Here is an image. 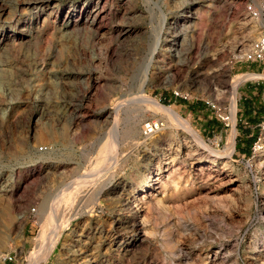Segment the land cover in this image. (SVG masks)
I'll return each instance as SVG.
<instances>
[{"label":"rangeland","instance_id":"1","mask_svg":"<svg viewBox=\"0 0 264 264\" xmlns=\"http://www.w3.org/2000/svg\"><path fill=\"white\" fill-rule=\"evenodd\" d=\"M0 6L7 264H264V117L249 153L236 139L264 64L235 60L264 35V0ZM247 74L258 77L240 84L233 120ZM149 174L155 189L141 194Z\"/></svg>","mask_w":264,"mask_h":264},{"label":"crops","instance_id":"2","mask_svg":"<svg viewBox=\"0 0 264 264\" xmlns=\"http://www.w3.org/2000/svg\"><path fill=\"white\" fill-rule=\"evenodd\" d=\"M263 90L261 83H256L246 89L241 123L239 124L241 132L236 137V139L238 138V144L240 143L239 150L244 155L250 152L251 145L255 141L263 121L264 105L260 99Z\"/></svg>","mask_w":264,"mask_h":264},{"label":"bare ground","instance_id":"3","mask_svg":"<svg viewBox=\"0 0 264 264\" xmlns=\"http://www.w3.org/2000/svg\"><path fill=\"white\" fill-rule=\"evenodd\" d=\"M103 1V0H102ZM4 3V2H3ZM9 4H10V2H8ZM41 3V2H40ZM99 3V2H98ZM4 5H5V3H4ZM3 5V6H4ZM34 5V4H33ZM40 5V4H39ZM102 5V4H101ZM6 6V5H5ZM9 6V5H8ZM95 6V5H94ZM16 7V6H15ZM20 7V6H19ZM22 7V6H21ZM41 7V6H40ZM11 8H12V6H11ZM90 9V8H89ZM100 9V8H99ZM5 10L6 9H4V8H2L1 6H0V12L1 13H3L4 14V12H5ZM101 10V9H100ZM17 11V10H16ZM91 11V10H90ZM96 13H98V12H96ZM8 14V13H7ZM7 14H6V16H7ZM17 14V13H16ZM90 14V13H89ZM93 14V13H92ZM104 14V13H103ZM5 16V15H4ZM94 16V15H93ZM2 17V16H1ZM8 17V16H7ZM85 17V16H84ZM87 18V17H86ZM93 18V17H92ZM1 19H4L3 17L1 18ZM90 19V18H89ZM79 20V19H78ZM246 20V19H245ZM93 21V20H92ZM91 21V22H92ZM73 22V21H72ZM249 22V21H248ZM98 23V22H97ZM252 23V22H251ZM88 24V23H87ZM101 24V23H100ZM86 25V24H85ZM249 27V30L251 31V32H254V31H256L255 30V27H253V26H250V25H248ZM77 27V26H76ZM126 28V27H125ZM128 29H129V27H128ZM125 30V29H124ZM248 31V30H247ZM4 33V32H3ZM127 33H129L128 31H126L124 34H127ZM10 34V33H9ZM121 35V34H120ZM2 37V36H1ZM124 37V36H123ZM126 37V36H125ZM129 37V36H128ZM21 38V37H20ZM25 39V38H24ZM15 40V39H14ZM246 42V41H245ZM173 43V42H172ZM158 45V44H157ZM171 48V47H170ZM158 49H159V47L157 46L156 47V49L154 50L155 51V53L156 52H159L158 51ZM174 51V50H173ZM171 52V51H170ZM173 54V53H172ZM148 72L149 71H144V81L142 82L143 83V85L145 84V82H146V80H147V74H148ZM258 76H255V75H252V74H247V75H245V77H243V78H241V77H238L237 78V80H236V82H235V84H234V86H233V90H234V92H233V95H234V97H233V101H232V118H233V120H235L234 118H235V113H236V111H237V98H238V96H239V86H240V84L241 83H243L244 81H246V80H248V79H254V78H257ZM142 97H144V99L147 101H149V100H151V98L148 96V95H146L145 94V89H143L142 90V95H141ZM157 104V103H156ZM158 106H160L159 104H158ZM121 107V106H120ZM120 107H116V113L118 112V111H120L121 110V108ZM115 113V115H117ZM117 117V116H116ZM118 120V119H117ZM116 120V121H117ZM154 125H156V124H154ZM137 126V125H136ZM157 126V125H156ZM113 127V126H112ZM135 127V126H134ZM133 127V128H134ZM158 127V126H157ZM138 127H136V129H137ZM183 128V127H182ZM187 128V130L188 131H191L192 133H193V135L202 143L203 141H202V137H201V134L198 132V131H196L195 129L194 130H190L188 127H186ZM115 130V129H114ZM134 130V129H133ZM132 131V130H131ZM139 131V130H138ZM152 131V130H151ZM117 133H118V131H117ZM58 134V133H57ZM134 134V133H133ZM236 136V133L235 132H233V138H232V140H231V142H230V144H229V150H230V153H232L234 150H235V147H236V142H235V140H234V137ZM118 137V136H117ZM113 142V141H112ZM204 143V142H203ZM115 144V143H114ZM116 145V144H115ZM203 146V145H202ZM208 147V146H207ZM206 147V148H207ZM204 148H205V146H204ZM211 151V150H210ZM165 154V153H164ZM114 155V154H113ZM215 155V154H214ZM263 155V154H262ZM262 159V158H261ZM127 160V159H126ZM121 162V161H120ZM117 163V162H116ZM260 163H262V161L260 162ZM118 164H120V163H118ZM204 164V163H203ZM263 164V163H262ZM208 165V164H207ZM220 167V166H219ZM148 168V167H147ZM222 168V167H221ZM226 168V167H225ZM136 169V168H135ZM140 169V168H139ZM160 169V168H159ZM168 169V168H167ZM175 169V168H174ZM203 169V168H202ZM223 169V168H222ZM137 170V169H136ZM158 170V169H157ZM165 170V169H164ZM207 170V169H206ZM210 170V169H209ZM138 171V170H137ZM175 171V170H174ZM179 171V170H178ZM142 172V171H141ZM171 172V171H170ZM174 173V172H173ZM135 175V174H134ZM169 175V174H168ZM175 175H176V173H175ZM149 176H150V174H149ZM162 177V176H161ZM173 177V176H172ZM156 176H154V175H151L150 176V178H149V180H148V182H147V185L146 186H143V187H141V188H139L138 190H140V192H141V194H144L146 191L148 192L149 190H152V189H155V181H156ZM165 180V179H164ZM170 181H169V183L168 184H174V185H176L177 184V182H176V180L175 179H173V178H170L169 179ZM183 181V180H182ZM159 183V182H158ZM188 184H190V183H188ZM118 188V187H117ZM122 189V188H121ZM182 189V188H181ZM183 189H184V187H183ZM188 189V188H187ZM190 189V188H189ZM114 190V189H113ZM169 190V189H168ZM192 190V189H191ZM160 191V190H159ZM171 191V190H170ZM182 191V190H181ZM131 192V191H130ZM151 192H153V190L151 191ZM162 192V191H161ZM183 192V191H182ZM187 192H188V190H187ZM92 193V192H91ZM164 193V192H163ZM183 193H185V192H183ZM189 193V192H188ZM124 194V193H123ZM123 194H121V195H123ZM151 194V193H150ZM97 195V194H96ZM165 195V194H164ZM167 195V194H166ZM173 195H176V194H173ZM178 195V194H177ZM92 196V195H91ZM141 196V195H140ZM153 196V195H152ZM157 196V195H156ZM91 198H93V197H91ZM90 198V199H91ZM144 198V197H143ZM164 198H165V196H164ZM177 198V197H176ZM132 200V199H131ZM148 201V200H147ZM162 202V200L161 199H158L157 201H156V204H160ZM130 217V216H129ZM132 225V224H131ZM130 225V226H131ZM63 231V230H62ZM62 231L59 233V235H58V238H60V236H61V234H62ZM88 232V231H87ZM143 236V235H142ZM58 242V241H57Z\"/></svg>","mask_w":264,"mask_h":264},{"label":"built area","instance_id":"4","mask_svg":"<svg viewBox=\"0 0 264 264\" xmlns=\"http://www.w3.org/2000/svg\"><path fill=\"white\" fill-rule=\"evenodd\" d=\"M247 12L252 18L257 19L260 17V11L253 6L247 7ZM235 60L236 63L245 62L249 64H264V35L254 40L250 46V50L244 54H241L239 57H236ZM211 107L215 109L216 112L220 111V109L214 104H211ZM221 120L227 124V122L230 120V117L221 116ZM12 261H14V257L11 255L0 254V264H7Z\"/></svg>","mask_w":264,"mask_h":264}]
</instances>
